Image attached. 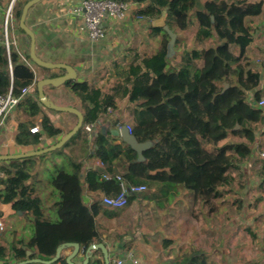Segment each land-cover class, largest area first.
<instances>
[{"label":"trees","instance_id":"obj_1","mask_svg":"<svg viewBox=\"0 0 264 264\" xmlns=\"http://www.w3.org/2000/svg\"><path fill=\"white\" fill-rule=\"evenodd\" d=\"M26 1L14 0L7 23V29L17 35V46L11 42L6 46L0 35V96L10 93L18 99L13 143L39 148L45 139L58 140L63 129L47 114L59 112L39 103L35 84L40 79L59 77L64 71L36 67V72L29 66V38L18 27ZM121 1L145 3L136 12L142 19L159 16L165 10V22L181 32L195 19L194 46L182 53L180 63L172 65L166 57L168 36L163 33L160 46L150 56L134 55L127 64L113 66L114 80L106 92L77 79L59 86L78 101V106L50 99L46 91L58 87H44L45 96L54 104L79 110L83 123L60 149L51 152L64 155L68 168L55 165L48 184L57 200L46 212L35 184L38 180L27 171L28 158L0 162V204L8 205L14 215L19 213L29 231L27 239L0 244L2 264L28 258L48 261L65 243L78 244L80 257H74L73 264H81L90 245H104L102 233L119 228L121 211L103 207L98 197L89 205L84 199V191L110 196L119 192L118 183L102 179V174H117L128 185L145 186L143 199L147 201L142 211L154 212L177 199V215L172 222L185 213L202 226L219 213L220 189L230 184L231 173L238 175L239 165L251 156L257 127L264 122V108L255 106L263 92L259 72L250 67L245 55L253 40L246 20L260 14L261 3L209 1L197 10L195 0ZM10 2L0 0V6ZM210 37L217 43L204 46L202 42ZM224 85L227 88L222 92ZM119 102L124 106L119 107ZM63 114L76 122L73 114ZM124 115L130 119L128 127L137 142L156 141L142 152L145 161L135 162V151L98 127L100 121L118 129L126 124ZM88 125L94 128L89 134L84 129ZM33 127L38 128L37 133H30ZM229 137L239 140L229 142ZM91 160L93 164L85 165ZM96 161L102 166H96ZM259 176V185L264 186V164ZM137 199L136 195L129 196L125 208ZM65 257L60 255L52 264H66ZM177 258L171 264H209L207 255L196 249ZM87 264H103L99 249L91 252Z\"/></svg>","mask_w":264,"mask_h":264},{"label":"crops","instance_id":"obj_2","mask_svg":"<svg viewBox=\"0 0 264 264\" xmlns=\"http://www.w3.org/2000/svg\"><path fill=\"white\" fill-rule=\"evenodd\" d=\"M209 1H225L227 3L249 1L252 3H261L260 14L258 16L249 17L246 20L253 40L245 55L250 62V67L259 72L260 89L264 93V65L261 63L262 58L264 57V50L262 49V45L264 44V0H195V9H202L203 5ZM74 2H76V0H43L30 8L26 16V25L34 32L36 41L35 52L40 59L53 63H64L70 65L76 72V79L86 81L90 87L99 88L102 92H106V84L111 79L114 80L112 77V68L115 64H119L120 66L125 65L133 59L134 55H139L141 57L145 55L150 56L158 49L162 42V34L165 32L161 28H153L151 26V21L159 18L161 14L159 16H150L143 19L138 18L136 16V12L143 8L145 3L141 5L129 3L130 10L125 21L109 25L106 38L103 41L94 44L89 43L82 30L80 15L73 13L72 6ZM191 21V26L186 31L181 32L178 31L173 24H167L165 22L164 15L165 25L175 34L173 52L171 53V62L168 60L172 65L180 63L182 53L190 51L194 46L197 22L195 19H191ZM154 29H160V31H154ZM202 43L204 46H209L217 43V40L214 37H210ZM117 55L120 58L121 63L116 61L113 62V58ZM106 64H108V66H106ZM29 66L33 71L37 70L36 66L32 63H29ZM248 101H251L250 93H248ZM123 106L124 103L119 102V107ZM47 114H49L51 120L56 125L62 127L63 135L75 124L72 123V120L63 113ZM15 116L16 114L13 110L11 115L7 118V122H5L8 123L10 120L8 127L2 129V131L7 134L9 133L12 138L16 124ZM123 120L126 121L125 126H129L130 119L126 115H124ZM99 123L101 122L99 121ZM103 125H108L109 129L112 130L108 122L101 123L100 127ZM92 131H94V128ZM58 140L53 141L52 139H45L39 148H24L15 145L10 138L9 142L11 149H9V151L7 150L8 152L5 153L12 155L34 151L52 145ZM118 140L121 141L119 137ZM53 155V159L51 161L48 163L44 162L45 167L51 166L54 169L55 165H57L65 167L66 169L68 168L67 159L64 155ZM93 163L94 160H91L89 162H85V165ZM37 180L40 181L41 179ZM47 191L48 192L45 195L39 193L45 212L48 208L52 207L57 200V195L51 191V189H47ZM144 194L145 192L138 195V199L135 200L129 208H126V211L121 209L120 216L122 212L124 214V212L126 213L128 211L136 212V215L139 216L142 212V204H145L147 201V199H143ZM101 196L102 194L94 195L88 194L84 191L86 204L89 200H94L95 197L100 199ZM176 200L177 199L171 200V203H167L163 208H161L162 211L165 212L167 228H170L169 222L173 221L174 217L177 215V206L175 204ZM4 208L9 207L0 204V210ZM15 215L21 216L19 213ZM15 215L12 214L11 217ZM182 217L185 218L180 220ZM143 219L146 221L145 217H143ZM176 221H185L187 223L192 222L195 224L197 239L194 241V246L196 247L199 245L198 243H200L203 238L202 231L205 232V230H207V224L204 223L200 226L195 219L185 213L180 214ZM133 224L134 220L125 219L123 225H121V232H118L117 230L112 232L105 230L102 233V241L104 246L107 248L111 264H114L117 260H122L124 264H133V260H136L137 264L138 261H145L142 253L134 250V246L138 245L140 242L146 241L147 236L145 234H141L136 226L132 229V233L126 231L127 227L129 229ZM27 230L23 228L22 230L14 229L10 231L8 233V237L6 238L7 241H5V243L1 242L0 244L7 246L19 238L27 239ZM119 237H121V239H118ZM168 243H172V241H168ZM154 244L160 256L157 259L153 258L150 264H157L158 261L166 263L175 260L176 257L179 258V256H175L170 252H168L167 255H164L166 249L162 248L159 243L154 242ZM121 245H125L126 249H123ZM71 251L72 248H65L61 252V255L68 256ZM130 255L132 257L131 260L129 259ZM75 257L79 258L80 253L78 252ZM8 264H12V262H9Z\"/></svg>","mask_w":264,"mask_h":264},{"label":"rangeland","instance_id":"obj_3","mask_svg":"<svg viewBox=\"0 0 264 264\" xmlns=\"http://www.w3.org/2000/svg\"><path fill=\"white\" fill-rule=\"evenodd\" d=\"M12 5L10 6L9 3L5 7L3 3L0 6V35L6 45L11 42L17 46L15 31L7 28L5 30L6 12L10 7L12 8ZM168 60L171 62V55ZM114 61L121 63L118 55L113 58ZM35 71L37 72V70ZM112 83L113 80L111 79L105 88L108 89ZM46 94L58 103H67L73 106L79 104L62 87L48 90ZM9 121L0 128V154H9L5 152L11 149L9 139H12V137L9 133L2 131V129L8 127ZM72 123H74L73 120ZM100 124L98 125L99 129ZM256 135L258 146L264 149V122L258 125ZM238 140L234 137L228 138L229 142ZM52 155L47 153L28 158L26 161L27 171L30 172L31 176L35 180L41 179L35 184L38 193L43 195L48 192L47 189H50L48 182L53 173V168L51 166L45 167L44 162L51 161L54 156ZM262 165L260 161L250 156L247 161L239 165L238 175L231 173L232 181L230 184L220 189L222 197L217 200L219 213L206 222L207 230L202 231L203 238L196 247L194 246V241L197 239L195 224L185 221H170V228H167L165 212L159 208L155 209L154 213L150 212L152 209L145 210L146 213L142 211L139 216L136 215V212L128 211L124 214L122 212L119 217L121 224L117 231H122L121 225H123L125 219H132L134 224L129 229L127 227L126 231L132 233V229L136 226L141 234L147 236L146 241L134 246V250L141 252L145 258V261H138V264H150L153 258L157 259L160 256L154 244L158 239H161L160 245L162 248L166 249L164 255L170 252L175 256H181L183 252L190 249H199L207 255L209 264H264V186L259 185L261 181L259 173ZM153 205L156 204L153 203ZM153 205L148 207L153 208ZM123 210L126 211V208H123ZM144 215H147L146 221L143 219ZM11 216L12 212L9 208L0 210V243L7 241L8 233L12 230L28 229L27 223L21 216ZM184 218L182 217L180 220ZM168 241H172V243H168ZM157 264H171V261L166 263L158 261Z\"/></svg>","mask_w":264,"mask_h":264},{"label":"water","instance_id":"obj_4","mask_svg":"<svg viewBox=\"0 0 264 264\" xmlns=\"http://www.w3.org/2000/svg\"><path fill=\"white\" fill-rule=\"evenodd\" d=\"M42 0H28L25 2V4L22 6L20 17L18 20V27L28 36L29 38V50L28 55L30 58V61L33 65L40 68H46L50 70H63V75L55 78H45L40 79L36 82V92H37V98L39 103L45 107L46 109L59 112V113H69L73 114L76 117V122L74 126L66 132L58 141L53 143L52 145H49L47 147H44L42 149L19 153V154H0V162H8L13 160H22L26 158H31L34 156H41L47 153H51L55 150L60 149L72 136L76 134V132L82 127L83 123V117L79 110L73 108V107H66V106H59L54 104L51 100H49L45 94H44V87L46 86H52V87H59L63 85L64 83L68 81H72L76 79V72L75 70L68 64L64 63H53L49 61H44L40 59L35 52L36 47V41H35V35L34 32L26 25V16L30 8L40 3ZM14 0H11L10 6L13 4ZM164 15L165 10L161 12V16L153 21H151V26L153 28H161L168 36V42L166 45V57L169 58L171 53L173 52V46L175 41V34L165 25L164 22ZM227 88V85H224V88L222 92ZM236 126L235 128H237ZM100 131L105 134L107 131L112 136H117L121 139V142H123L125 145H127L130 149L135 151L136 153V160L135 162H142L145 161V159L142 156V152L148 148H151L154 146L156 141H145L142 143H139L136 141L134 136L128 131L127 126H121L118 129H112L110 130L108 125H103L100 127ZM65 248H72L71 253L65 257L66 264H73L72 259L77 255L79 251V246L77 243H65L61 244L56 248L54 256L48 260V261H42L37 258H28L24 261H20L16 264H52L56 262L61 255V252ZM100 250L102 254V261L103 264H110V260L108 257V251L107 248L102 243H96L90 245L86 251H85V257L83 259V262L81 264H87L88 260L91 256V252L93 250ZM27 256H30V252H26Z\"/></svg>","mask_w":264,"mask_h":264},{"label":"built area","instance_id":"obj_5","mask_svg":"<svg viewBox=\"0 0 264 264\" xmlns=\"http://www.w3.org/2000/svg\"><path fill=\"white\" fill-rule=\"evenodd\" d=\"M73 13L80 15L82 30L86 35L89 43H99L106 38L109 25L112 23H122L128 16L130 5L127 2L121 0H76L73 3ZM11 7L6 12L5 18V30L7 28L8 18L10 17ZM8 46V45H6ZM264 50V44L262 45ZM261 63L264 65V57ZM18 99L7 93L4 96H0V128L4 125L7 118L11 115ZM256 107L264 108V97L255 104ZM85 131L89 134L92 132V126L88 125L84 127ZM128 131L130 128L127 126ZM30 133H37L38 128L33 127ZM251 156L256 160L264 164V149L260 148L256 143L252 146ZM98 167L102 166L99 161L95 162ZM1 175V171H0ZM102 179L110 180L114 179L118 183L119 192L114 195L102 194L100 197V203L103 207L112 210H121L127 205V199L129 196L141 195L146 191V187L142 185H128L119 175H107L102 174ZM93 200H89V205ZM1 230V222H0ZM131 255L129 259L131 260ZM133 264H137L136 260L132 261ZM114 264H124L122 260H117Z\"/></svg>","mask_w":264,"mask_h":264}]
</instances>
